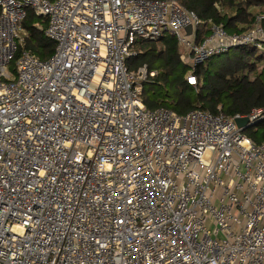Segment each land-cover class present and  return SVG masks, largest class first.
<instances>
[{
    "label": "built area",
    "instance_id": "1",
    "mask_svg": "<svg viewBox=\"0 0 264 264\" xmlns=\"http://www.w3.org/2000/svg\"><path fill=\"white\" fill-rule=\"evenodd\" d=\"M28 9L47 60L23 48ZM165 33L193 67L264 57V13L229 33L179 0H0V264H264V142L240 115L145 106L156 72L127 61Z\"/></svg>",
    "mask_w": 264,
    "mask_h": 264
},
{
    "label": "trees",
    "instance_id": "2",
    "mask_svg": "<svg viewBox=\"0 0 264 264\" xmlns=\"http://www.w3.org/2000/svg\"><path fill=\"white\" fill-rule=\"evenodd\" d=\"M206 24H222L229 33L250 28L264 13V0H179ZM24 49L41 60L55 53L56 43L46 33L47 20L32 10L22 21ZM137 54L127 61L132 70L147 66L155 71L141 82V97L149 110L166 108L184 115L204 110L226 116H249L254 109H264V57L254 48H232L227 53L209 57L190 66L180 59L177 37L165 33L159 40L137 39ZM197 76V85L188 76ZM245 134L255 143L264 142V118L255 121Z\"/></svg>",
    "mask_w": 264,
    "mask_h": 264
},
{
    "label": "water",
    "instance_id": "3",
    "mask_svg": "<svg viewBox=\"0 0 264 264\" xmlns=\"http://www.w3.org/2000/svg\"><path fill=\"white\" fill-rule=\"evenodd\" d=\"M186 31H187L188 33H190V32H191V27H188V28L186 29ZM236 123H237V125L242 129V131H246L248 128H250V127L256 125V123L251 122L250 118L247 117V116H245V117H238V118L236 119Z\"/></svg>",
    "mask_w": 264,
    "mask_h": 264
},
{
    "label": "rangeland",
    "instance_id": "4",
    "mask_svg": "<svg viewBox=\"0 0 264 264\" xmlns=\"http://www.w3.org/2000/svg\"><path fill=\"white\" fill-rule=\"evenodd\" d=\"M258 54H259V52H258ZM208 227H209L211 230L214 229V227H213L212 225H209Z\"/></svg>",
    "mask_w": 264,
    "mask_h": 264
}]
</instances>
